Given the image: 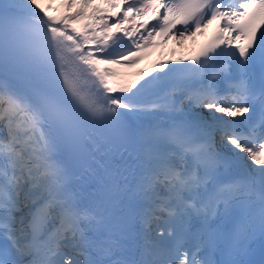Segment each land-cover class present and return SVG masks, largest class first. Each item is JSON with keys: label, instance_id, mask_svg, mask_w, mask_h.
Instances as JSON below:
<instances>
[{"label": "snow or ice", "instance_id": "snow-or-ice-1", "mask_svg": "<svg viewBox=\"0 0 264 264\" xmlns=\"http://www.w3.org/2000/svg\"><path fill=\"white\" fill-rule=\"evenodd\" d=\"M0 264H264V0H0Z\"/></svg>", "mask_w": 264, "mask_h": 264}, {"label": "bare ground", "instance_id": "bare-ground-1", "mask_svg": "<svg viewBox=\"0 0 264 264\" xmlns=\"http://www.w3.org/2000/svg\"><path fill=\"white\" fill-rule=\"evenodd\" d=\"M97 3L99 4V0H97ZM192 39H195V37H194V38L187 39V40H185V41H183V42L190 43ZM183 42H182V43H183ZM182 43H179V45H181ZM159 47H160V45L157 46V47H155V48H159ZM183 48H184V47H183ZM183 48L180 47L179 50H174V49H172V51H169V50L166 51V52L164 53L163 57H162V56L160 57V58H163V60H160V59H159L158 62H155V64H154V63L152 64V63L148 60V58L154 53V48L147 49V50H146L145 58H144L143 60H141L139 63L144 62V61L146 60L145 62H147V63H148V66H149L147 70H153L156 64L166 61V58H167V57H169L170 60H173L175 56H177L178 59H181V58L183 57V54H184V49H183ZM168 55H169V56H168ZM167 61H168V60H167ZM144 66H145V65H144ZM138 67H139V68H138ZM142 68H143V66H142ZM142 68H141L140 65H139V66H135V68L125 69V70H126L125 73L127 74V73L136 72V71H144Z\"/></svg>", "mask_w": 264, "mask_h": 264}, {"label": "rangeland", "instance_id": "rangeland-1", "mask_svg": "<svg viewBox=\"0 0 264 264\" xmlns=\"http://www.w3.org/2000/svg\"><path fill=\"white\" fill-rule=\"evenodd\" d=\"M186 42H183L181 45H179V43H176L175 41H172V40H168L166 44H161L159 48H154V53L148 58V60L153 64H155V62H158V60L162 59L160 58L161 56L163 57L164 53L166 51H172V49L174 50H179L180 47L183 48L186 46ZM146 61V60H145ZM141 62V63H138L136 66H142L143 64H145L146 68H148V63L147 62ZM144 67V68H145ZM139 68V67H138ZM145 68V69H146ZM122 71H126L125 69L122 70Z\"/></svg>", "mask_w": 264, "mask_h": 264}]
</instances>
